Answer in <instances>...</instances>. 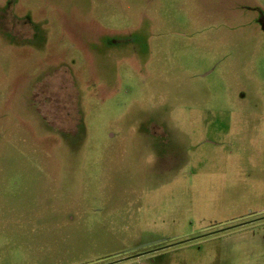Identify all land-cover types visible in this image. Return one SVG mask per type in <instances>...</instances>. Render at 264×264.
<instances>
[{"label": "rangeland", "instance_id": "1", "mask_svg": "<svg viewBox=\"0 0 264 264\" xmlns=\"http://www.w3.org/2000/svg\"><path fill=\"white\" fill-rule=\"evenodd\" d=\"M263 27L264 0H0V264H264Z\"/></svg>", "mask_w": 264, "mask_h": 264}, {"label": "flooded vegetation", "instance_id": "2", "mask_svg": "<svg viewBox=\"0 0 264 264\" xmlns=\"http://www.w3.org/2000/svg\"><path fill=\"white\" fill-rule=\"evenodd\" d=\"M15 24H18V22H15Z\"/></svg>", "mask_w": 264, "mask_h": 264}, {"label": "water", "instance_id": "3", "mask_svg": "<svg viewBox=\"0 0 264 264\" xmlns=\"http://www.w3.org/2000/svg\"><path fill=\"white\" fill-rule=\"evenodd\" d=\"M263 29H264V27H263Z\"/></svg>", "mask_w": 264, "mask_h": 264}]
</instances>
